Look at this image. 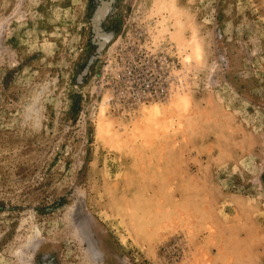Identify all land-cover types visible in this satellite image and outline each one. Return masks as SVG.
Wrapping results in <instances>:
<instances>
[{
  "label": "rangeland",
  "instance_id": "374dc122",
  "mask_svg": "<svg viewBox=\"0 0 264 264\" xmlns=\"http://www.w3.org/2000/svg\"><path fill=\"white\" fill-rule=\"evenodd\" d=\"M0 264H264V0H0Z\"/></svg>",
  "mask_w": 264,
  "mask_h": 264
}]
</instances>
